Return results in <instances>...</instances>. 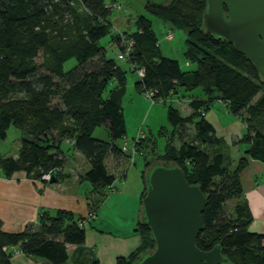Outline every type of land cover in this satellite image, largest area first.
<instances>
[{
	"label": "trees",
	"instance_id": "obj_1",
	"mask_svg": "<svg viewBox=\"0 0 264 264\" xmlns=\"http://www.w3.org/2000/svg\"><path fill=\"white\" fill-rule=\"evenodd\" d=\"M205 5L206 0L145 2L148 13L185 32L184 57L195 69L182 71L178 61L161 54L146 17L135 21L134 31L114 34L109 21L112 8L104 0H0V139L11 126L25 133L16 158L0 157V173L8 179L23 173L43 180L53 169H62L59 152L65 143L90 166L80 180L87 181L102 199L107 197L115 177L105 160L124 154L117 143L125 136L126 77L117 57L131 45V54L122 62L142 71L143 77L134 85L138 93L150 92L153 101L164 102L181 90L200 89L204 97L189 100L192 114L185 117L168 107L167 120L177 136L178 129L187 125L192 126L193 136L178 147L173 140L168 142L155 163L179 167L187 183L198 186L208 200L196 247L203 252L219 247L229 264H264V235L248 230L253 219L240 183L247 161L242 158L234 169L230 167L219 153L221 140L205 118L214 102L241 116L247 127L240 140L248 146L244 155L264 165V78L231 44L205 31ZM108 36L118 46L115 59H107L100 45ZM94 60L97 64L91 65ZM70 63L73 66L65 69ZM102 126L108 131L107 141L94 137ZM146 165L141 201L145 175L154 164ZM232 200L237 204L233 215H228L225 205ZM136 233L139 247L117 264H135L154 249L142 220ZM84 237V220L63 210L41 215L36 226H26L19 233L2 231L0 223V264H11L14 252L64 264L66 246L80 247Z\"/></svg>",
	"mask_w": 264,
	"mask_h": 264
},
{
	"label": "crops",
	"instance_id": "obj_2",
	"mask_svg": "<svg viewBox=\"0 0 264 264\" xmlns=\"http://www.w3.org/2000/svg\"><path fill=\"white\" fill-rule=\"evenodd\" d=\"M126 66L130 72L135 73L130 66ZM120 68L126 77V69ZM190 97L204 99L203 96ZM240 140L236 143L240 144ZM62 146L59 158L63 160V167L58 170L55 184L44 179L27 178L23 173H16L9 179L0 173L1 229L6 233H19L26 226H36L43 214L54 215L59 210L68 211L84 220L85 237L80 247L66 246L67 260L64 264H117L119 259H126L140 245L136 227L141 221V198L144 191L142 173L148 161H144L137 179L135 175L129 177L131 166L124 156H108L105 166L115 177L114 190L102 199L101 194L95 192L87 181L80 180L90 168L85 158L71 148L62 149ZM247 147L238 150L234 159L225 157L232 169L240 159H246L247 166L240 174V183L243 198L253 219L248 230L264 235V165L246 158L244 153ZM18 150L12 158L17 157ZM11 264L50 263L14 252Z\"/></svg>",
	"mask_w": 264,
	"mask_h": 264
},
{
	"label": "water",
	"instance_id": "obj_3",
	"mask_svg": "<svg viewBox=\"0 0 264 264\" xmlns=\"http://www.w3.org/2000/svg\"><path fill=\"white\" fill-rule=\"evenodd\" d=\"M143 1L153 5L168 2ZM203 25L208 34L245 56L264 78V0H206ZM57 177L58 169H53L47 181L55 184ZM207 203L179 167L154 164L145 175L141 220L155 246L135 264H229L219 247L207 252L196 247Z\"/></svg>",
	"mask_w": 264,
	"mask_h": 264
},
{
	"label": "rangeland",
	"instance_id": "obj_4",
	"mask_svg": "<svg viewBox=\"0 0 264 264\" xmlns=\"http://www.w3.org/2000/svg\"><path fill=\"white\" fill-rule=\"evenodd\" d=\"M104 2L112 6L109 21L114 29V34L134 31L135 21L140 16L146 17L152 22V29L157 38L161 54L166 58L178 61L182 71L195 69V66L187 63L184 57L186 48L185 32L171 28L169 24L148 13L143 0H104ZM168 31L172 36L170 41L166 39ZM100 45L104 48L107 59H115L119 54L117 44L114 41H110L109 36L102 39ZM97 62V60H94L91 65H95ZM117 62L127 71V89L122 99L125 136L117 144L122 148L121 150L124 153L121 155L124 156L128 165L131 166L129 177H131L130 175H135L138 179L140 170L143 169L144 161H148L147 163L151 165L160 162L159 158L164 155L168 142L173 140V144L178 147L181 141L190 142L193 136L192 126L187 125L183 129H178V138L177 132L174 131L167 120L168 107H175L183 117L188 116L190 113V108L188 107L189 100H191L190 95H203L200 89L194 90L191 93L181 90L178 94L170 96L164 102L153 101L135 90L134 82L138 80V73L130 72L124 62ZM72 66L73 63H70L66 65L65 69H69ZM205 118L213 126L216 137L221 140V144L218 146L219 153L227 156L229 159L236 158L238 150H243L246 146L243 143H236L247 132L243 118L232 115L222 102H214L210 110L206 112ZM24 137L25 133L22 130L11 126L6 132V137L0 139V157L15 156L20 147L21 139ZM94 137L108 140L106 127L102 126L96 129ZM68 148H70V145L64 143L62 149L66 150ZM148 167L146 165L144 171ZM236 204L235 200L227 202L224 209L225 213L233 215V208Z\"/></svg>",
	"mask_w": 264,
	"mask_h": 264
},
{
	"label": "built area",
	"instance_id": "obj_5",
	"mask_svg": "<svg viewBox=\"0 0 264 264\" xmlns=\"http://www.w3.org/2000/svg\"><path fill=\"white\" fill-rule=\"evenodd\" d=\"M110 7L112 8V6L110 5ZM167 36H166V39L167 40H171L172 39V36L170 35V32L168 31L167 32ZM131 54V45H127L126 46V48H125V51H124V53L123 54H120V55H118V60H120V61H125L126 60V58H127V56H129ZM138 73V76L141 78V77H143V73H142V71H138L137 72ZM147 98H149V99H151L152 100V96H153V94L152 93H147L146 95H145ZM68 143V142H67ZM43 179L44 180H48V176H44L43 177ZM113 188L112 187H108L107 188V190H106V196L107 195H109L111 192H113Z\"/></svg>",
	"mask_w": 264,
	"mask_h": 264
}]
</instances>
